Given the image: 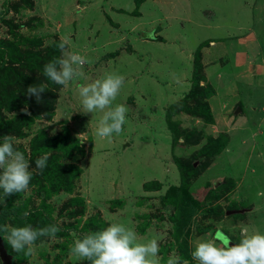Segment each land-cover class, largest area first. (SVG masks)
Returning <instances> with one entry per match:
<instances>
[{
    "label": "rangeland",
    "instance_id": "rangeland-1",
    "mask_svg": "<svg viewBox=\"0 0 264 264\" xmlns=\"http://www.w3.org/2000/svg\"><path fill=\"white\" fill-rule=\"evenodd\" d=\"M11 4L10 10L0 13V143L10 137L33 167L28 190L2 203L29 215L20 221L9 216L4 225L38 229L51 225V218L60 228L55 238L40 237L30 255L13 251L3 238L11 264H77L70 254L74 239L115 222L133 228L141 240L157 239L159 264L173 255L196 264L191 258L195 242L208 239L215 230H222L233 243L239 242L242 227L264 232V197L257 196L264 190V68L257 70L261 74L256 72L258 79L253 78L252 85H239L241 98L229 112L231 124L226 116L212 126L206 116L193 115L191 125L183 126L173 120V111L164 114L160 106L170 101L173 85L176 93L180 91L188 60L171 53L157 72L159 66L152 62L163 53L155 50L151 35L162 34L169 23L175 28L184 24L179 29L183 51L197 50L205 42H201L203 17L208 34L229 43L228 25L246 27L244 0H12ZM188 15L191 23L185 21ZM259 17L264 57V17ZM64 38L72 42L67 50L88 60L89 79L109 72L124 77L115 101L128 108L119 135L98 138L100 114H82L74 87L64 88L43 76V66L61 56L57 45ZM234 59V54L222 58L218 65L222 79L230 77ZM151 70L162 83L157 89L145 77ZM131 76L137 79L132 81ZM17 77L45 86L40 103L25 95L27 87H17L21 82ZM205 86L195 88L200 101L215 92L209 82ZM141 93L146 95L143 100ZM203 103L200 111L205 114ZM237 106L240 111L235 114ZM25 107L30 115L21 111ZM173 122L189 132L173 138ZM44 154L49 159L41 172L35 160ZM177 162L193 164L194 169L180 170ZM68 165L75 167L76 176L66 189L64 181L58 184L57 170ZM192 206L197 212L189 216Z\"/></svg>",
    "mask_w": 264,
    "mask_h": 264
},
{
    "label": "clouds",
    "instance_id": "clouds-1",
    "mask_svg": "<svg viewBox=\"0 0 264 264\" xmlns=\"http://www.w3.org/2000/svg\"><path fill=\"white\" fill-rule=\"evenodd\" d=\"M57 47L61 56L43 66V76L64 88L74 87L79 98L78 110L82 114H100L95 128L98 138L108 139L114 133L119 135L128 111L124 104L115 103L125 83L124 77L109 72L89 79L85 73L88 60L78 52L67 50L72 47L71 40L64 38ZM81 80L85 82L81 83ZM45 89V86L29 85L25 95L29 99L35 97L36 102L40 103ZM21 111L30 115L27 107ZM48 159V154L37 158L35 168L42 172ZM32 167L25 154L14 147L10 137L5 136L0 143V204L6 203L7 197L28 190ZM257 196L264 197V190L258 191ZM28 215L27 211L23 213L24 217ZM59 231L55 224L38 229L31 225H0V233L4 234L3 238L12 250L26 255L34 251L33 245L40 237L55 238ZM76 235L73 233L74 237ZM159 252L157 239L141 240L136 231L123 222L109 223L103 229L75 238L70 248V254L77 264L83 261L89 264H159ZM191 258L196 264H264V232L242 227L239 242L233 243L230 236L217 230L208 239L195 242ZM166 264L189 262L173 255L168 257Z\"/></svg>",
    "mask_w": 264,
    "mask_h": 264
},
{
    "label": "crops",
    "instance_id": "crops-1",
    "mask_svg": "<svg viewBox=\"0 0 264 264\" xmlns=\"http://www.w3.org/2000/svg\"><path fill=\"white\" fill-rule=\"evenodd\" d=\"M243 1V0H241ZM248 5L247 12L244 9V14L248 17V21L245 24L246 27L242 25H228L226 32H228V38H230L229 43L226 44L225 39L217 40L211 35L208 34V21L203 17V23L201 26V32L205 37H201V42L205 39V42L200 43L201 46L196 50L193 48H185L180 44V33L179 29L184 27V24L180 26H173L168 24L165 28L162 29V34L157 32V35H151L154 37L152 43L156 44L155 50H159L163 53V56H157L155 59H152V62L155 63L158 68L154 72L162 70L165 66L164 60L173 53L176 57L184 56V59L188 60L187 71L182 76V87L178 93L174 88V85L170 89L169 93L172 95L169 97V102L166 105H161L160 108L163 110L164 114L168 106L173 103L178 102L183 99L187 93L192 88L193 85V76L195 74L196 58L199 59L200 63V74L202 78L199 80L198 84L200 86H205L206 83L214 88V93L208 96L205 101L208 104L209 110L212 114L214 122L211 123L212 126L222 121L223 116H226L228 120L232 119L231 108L233 105H236L240 101V87L239 85H252L253 78L258 79L256 72L257 70L261 71L264 68V57L262 56V46L260 43V35L257 32V26L262 21L259 15L264 17V0H244ZM261 8L263 11L261 12ZM185 21L191 23L190 16H184ZM231 26V28H230ZM200 42V41H198ZM182 43V41H181ZM199 45V44H198ZM228 47V49H227ZM187 51V52H186ZM199 52V57L196 56V53ZM234 54L237 56V59L233 60L234 70L226 79H222V75L218 69L220 62L222 63V58L224 56H231ZM234 58V57H233ZM126 64H132V60H126ZM164 66V67H162ZM154 72L148 71L145 75L150 81L153 82L154 88L157 89V84H162L160 79L155 76ZM150 76H147L149 75ZM261 73H259L260 75ZM250 75V77H249ZM258 77L260 78L261 76ZM137 79L134 76L130 77ZM245 78V79H244ZM135 81V80H132ZM149 94V93H148ZM147 94V95H148ZM141 100L145 99L146 95L142 93L139 94ZM136 99V98H135ZM193 101V100H191ZM236 108H240L237 106ZM236 110V109H235ZM234 110V112H235ZM173 115V120L180 121L181 125L189 126L193 120V116L181 111L180 113L176 112ZM237 112H235L236 114ZM230 116V117H229ZM167 121V120H166ZM194 123V122H192ZM232 121L230 120L229 124Z\"/></svg>",
    "mask_w": 264,
    "mask_h": 264
},
{
    "label": "trees",
    "instance_id": "trees-1",
    "mask_svg": "<svg viewBox=\"0 0 264 264\" xmlns=\"http://www.w3.org/2000/svg\"><path fill=\"white\" fill-rule=\"evenodd\" d=\"M11 1L12 0H3V2H2L3 10H1L2 13L7 12L8 10H10L9 8L12 7L11 6L12 5ZM1 11H0V13H1ZM199 55H200L199 52H197L196 56L199 57ZM13 59H15V58H13ZM2 65H3V63H0V67ZM194 66H195V74L193 76L194 77L193 78L194 82H193L191 90L189 91V93H187L185 95V97H183V99H181L178 102L173 103L170 106H168L166 111L167 112L173 111V113H176V111H183V112L188 113V114H190L192 116L193 115L199 116V117L200 116L201 117H205L206 116L207 117L206 120L212 123L213 117H212V114H211V112L209 110L207 102H204V103L202 102L204 100V98H203L202 101H200V99H198V95L195 93L196 86L202 88L198 84L199 80L202 78V75L200 74V70H199L201 68H200V63H199V59L198 58H196V64H194ZM17 78H19L21 80V82H19L17 84V87L25 88V87H28L29 85H31V82H28L23 77H17ZM205 87H203V89ZM191 100H193V103L190 102ZM202 103L204 105L205 114L200 111V109H202ZM170 125H173V128H172V130H174V131H172V134L174 133V135H173L174 137L173 138H176L177 135H178L179 136L178 139H180L183 136L184 133L189 132V129L180 127V124L178 122L170 123ZM176 164H177V166H178V168L180 170H182V169L193 170L194 169L193 164H189L188 166L182 165L180 162H177ZM74 168H75L74 166H69V165H68V168H66V169L59 170V168H58L57 176L58 177L60 176L58 184H60L61 181H64L61 185H64L63 186L64 188L69 189V187L72 185L71 179L76 176V172H75ZM156 186H160V184L158 183V184H156ZM144 187L146 189H149L151 186H150L149 182H146V183H144ZM171 188L177 190V189H179V186L172 185ZM189 211H190V215L189 216H191V214L197 212V207L196 206H192L191 210H189ZM9 216H13L14 218L18 219L19 221L25 218L23 216L22 212H18L17 210H15L12 207L3 206L2 204H0V225H4L5 224V220ZM48 219H49L51 225L54 224V222H53V220L51 218H48ZM93 228H94L93 232H95L96 230L99 229L98 226L97 227H93ZM208 230H211V228L204 229V231H208ZM2 235H3V233H0V236H2ZM176 237L178 238L179 234L176 235ZM2 239H3V237H2ZM3 244H4V242H3ZM178 247L181 248L180 244L178 245ZM5 248H6V246H5ZM85 264H89V262L85 261Z\"/></svg>",
    "mask_w": 264,
    "mask_h": 264
},
{
    "label": "water",
    "instance_id": "water-1",
    "mask_svg": "<svg viewBox=\"0 0 264 264\" xmlns=\"http://www.w3.org/2000/svg\"><path fill=\"white\" fill-rule=\"evenodd\" d=\"M240 111V108H236L235 112ZM128 144H125L127 146ZM0 262L1 264H11L12 263V255L7 252L3 244L2 236H0Z\"/></svg>",
    "mask_w": 264,
    "mask_h": 264
},
{
    "label": "flooded vegetation",
    "instance_id": "flooded-vegetation-1",
    "mask_svg": "<svg viewBox=\"0 0 264 264\" xmlns=\"http://www.w3.org/2000/svg\"><path fill=\"white\" fill-rule=\"evenodd\" d=\"M214 234V233H213Z\"/></svg>",
    "mask_w": 264,
    "mask_h": 264
}]
</instances>
